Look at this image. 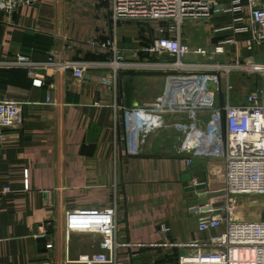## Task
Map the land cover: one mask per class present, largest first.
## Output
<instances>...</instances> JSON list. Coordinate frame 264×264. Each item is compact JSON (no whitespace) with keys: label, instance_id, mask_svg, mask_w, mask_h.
I'll list each match as a JSON object with an SVG mask.
<instances>
[{"label":"crops","instance_id":"crops-1","mask_svg":"<svg viewBox=\"0 0 264 264\" xmlns=\"http://www.w3.org/2000/svg\"><path fill=\"white\" fill-rule=\"evenodd\" d=\"M239 17L242 22L236 21ZM169 27L161 22L115 21L110 0H39L11 15L0 12V59L29 57L36 64L35 74L44 78L42 87H34L26 67H0V101L22 103L25 120L0 142V189H11L0 199V264H66L99 252L98 237H67L66 213L103 209L115 199L119 264H178L183 251L163 244L215 234L200 232L198 225L203 218L219 215L220 208L207 211L209 206L189 189L206 184L211 193L224 191L226 133L223 129L213 141L202 140L196 132L188 137L194 146L188 155L179 153L187 137L178 126L192 123V109L210 111L224 105V85H205L199 76L123 70L115 95L103 84V68L79 80L44 65L51 53L57 61L107 62L112 54H96L90 42L112 41L115 34L125 62L155 61L142 48L161 36H177ZM241 27H250L247 12L186 23L179 35L192 47L234 41L224 49L226 58L206 63L247 58L264 62V45L249 50L251 34L236 32ZM239 75H231L230 85L245 76ZM128 77L135 79L138 106L132 109H176L166 115L163 129L146 138L126 120V112L132 110L124 97ZM209 120L204 115L196 123L205 131ZM150 126L147 123L146 129ZM198 140L207 141V147H196ZM225 200L216 197L210 204ZM163 226L170 232L164 233Z\"/></svg>","mask_w":264,"mask_h":264},{"label":"built area","instance_id":"built-area-1","mask_svg":"<svg viewBox=\"0 0 264 264\" xmlns=\"http://www.w3.org/2000/svg\"><path fill=\"white\" fill-rule=\"evenodd\" d=\"M39 0H0V12L11 15L20 7H34ZM111 13L115 21H151L168 23L172 37L161 36L145 47L142 52L150 59L135 63L125 62L117 46V36L112 41H91L96 54L110 52L111 60L101 62H77L74 60L57 61L51 53L45 67L62 69L73 77L83 80L97 68L107 70L103 84L118 94L121 72L124 70L175 74L197 78L202 83L220 87L224 85L226 103L209 110H190L192 123L178 126L183 138L187 137L179 153L190 155L192 140L188 137L200 133L202 140L217 141L223 129L225 139V172L223 175L224 192L227 204L220 214L203 218L198 225L200 232L215 234L201 240L167 243L162 246L175 247L183 251L178 264H264V220H241L235 216L237 199L244 197H264V88L257 89L246 97L241 104L230 101V78L234 73L259 76L264 79V62L252 58L224 63L207 60L226 58L225 47L234 42L227 40L213 48L192 47L181 41L180 31L190 22H208L216 15L243 14L247 12L250 27L236 29L238 33H250L247 42L249 50L254 45H264V6L261 0H231L219 3L216 0H110ZM246 4V7H245ZM242 22L243 18L236 19ZM21 66L29 69L34 87H42L44 78L35 74L36 64L26 56L19 55L12 60H1L0 67ZM117 106V105H115ZM168 111H145L132 109L126 112L130 128L140 132L144 138L163 129ZM209 115L205 131L196 123L200 116ZM140 119V120H139ZM151 124L146 130V124ZM23 104L13 100L0 101V142L9 139V131L24 125ZM207 136V137H206ZM196 146L206 148L207 141ZM192 161L188 159L187 163ZM11 193L6 187L0 189L2 196ZM45 193L48 192L45 191ZM214 210V209H213ZM212 211V210H211ZM164 233L170 232L163 226ZM90 234L100 239L99 252L80 255L75 261L66 264H119L118 250V209L117 201L103 209H76L66 213V235Z\"/></svg>","mask_w":264,"mask_h":264},{"label":"rangeland","instance_id":"rangeland-1","mask_svg":"<svg viewBox=\"0 0 264 264\" xmlns=\"http://www.w3.org/2000/svg\"><path fill=\"white\" fill-rule=\"evenodd\" d=\"M87 17H89V14H87ZM232 84L234 90H231V100H233V103L237 101L241 102L258 88H264V79L255 75H245L241 76V79H234ZM207 102L209 103V100ZM235 216L241 220H264V197H244L237 199Z\"/></svg>","mask_w":264,"mask_h":264},{"label":"water","instance_id":"water-1","mask_svg":"<svg viewBox=\"0 0 264 264\" xmlns=\"http://www.w3.org/2000/svg\"><path fill=\"white\" fill-rule=\"evenodd\" d=\"M135 79L133 77L125 78L124 80V97H125V105L127 109H132L138 106L137 97H136V87L134 85ZM215 86V85H214ZM190 192H197L200 199L203 200V205H207V211L212 209H221L224 208L227 204V201H223L217 204H210V199H214L216 197H225V192H216L211 193L208 191V187L206 184H199L191 187L189 189Z\"/></svg>","mask_w":264,"mask_h":264},{"label":"bare ground","instance_id":"bare-ground-1","mask_svg":"<svg viewBox=\"0 0 264 264\" xmlns=\"http://www.w3.org/2000/svg\"><path fill=\"white\" fill-rule=\"evenodd\" d=\"M139 120H140V119H139ZM142 122H143V123H145V124H147V123H149V124H150V122H148V120H145V119H143V120H142ZM150 125H151V124H150ZM149 128H150V127H149ZM149 128H148V129H146V130H149Z\"/></svg>","mask_w":264,"mask_h":264}]
</instances>
